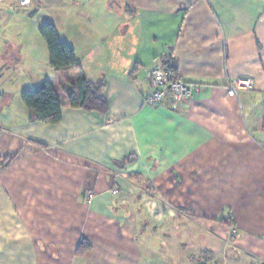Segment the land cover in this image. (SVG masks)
Instances as JSON below:
<instances>
[{"label":"crops","instance_id":"1","mask_svg":"<svg viewBox=\"0 0 264 264\" xmlns=\"http://www.w3.org/2000/svg\"><path fill=\"white\" fill-rule=\"evenodd\" d=\"M47 22L104 79L105 114L67 104ZM159 63L200 86L177 110L144 103ZM238 77L254 88L229 96ZM44 80L56 124L29 121L21 100ZM0 156V264H149L145 235L176 215L263 262L264 0H0Z\"/></svg>","mask_w":264,"mask_h":264},{"label":"trees","instance_id":"2","mask_svg":"<svg viewBox=\"0 0 264 264\" xmlns=\"http://www.w3.org/2000/svg\"><path fill=\"white\" fill-rule=\"evenodd\" d=\"M39 34L44 40L48 53L49 65L53 71H62L67 74V79L59 84V89L65 94L67 104L73 108H80L86 112H97L105 114L108 103L102 94L105 87L103 78L90 81L86 78L84 71L76 60L74 50L67 43L62 42L58 36L53 23L47 22L40 25ZM168 68L176 74L172 64ZM21 100L28 110L29 121H37L45 124H56L62 118L61 101L57 89L48 80H44L32 89H24L21 92ZM10 156H0V165H5ZM132 161L131 156H126L119 165ZM221 223L232 226L231 218H222ZM91 246L85 239H81L76 251L78 256L90 250ZM264 264V261L261 262Z\"/></svg>","mask_w":264,"mask_h":264},{"label":"rangeland","instance_id":"3","mask_svg":"<svg viewBox=\"0 0 264 264\" xmlns=\"http://www.w3.org/2000/svg\"><path fill=\"white\" fill-rule=\"evenodd\" d=\"M164 227L145 235L143 253L149 264H261L234 243L232 233L218 240L206 226L182 215Z\"/></svg>","mask_w":264,"mask_h":264},{"label":"built area","instance_id":"4","mask_svg":"<svg viewBox=\"0 0 264 264\" xmlns=\"http://www.w3.org/2000/svg\"><path fill=\"white\" fill-rule=\"evenodd\" d=\"M30 4V0H18L19 7ZM166 51L172 52V46H167ZM148 90L144 95V103L149 106L167 105L170 109L177 110L182 102L191 98L200 91L199 84L188 83L177 74L171 72L167 64L154 65L147 72ZM254 88V80L249 77H238L231 79L226 91L229 96H236L240 90H251Z\"/></svg>","mask_w":264,"mask_h":264}]
</instances>
